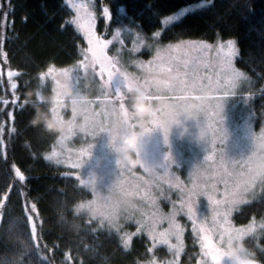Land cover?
I'll use <instances>...</instances> for the list:
<instances>
[{
	"label": "trees",
	"instance_id": "obj_1",
	"mask_svg": "<svg viewBox=\"0 0 264 264\" xmlns=\"http://www.w3.org/2000/svg\"><path fill=\"white\" fill-rule=\"evenodd\" d=\"M118 17L123 7L129 18L140 25L146 36L162 28L165 16L193 4H203L181 22L167 27L161 36L163 44L183 40H202L209 43L234 39L239 46L237 67L251 78L258 91L251 101L255 127L264 125V0H97ZM197 1V2H196ZM199 1V2H198ZM6 3V0H0ZM8 21L0 28L8 64L18 73L16 95L5 88L0 78V127L3 128V147H0V197L5 192L0 216V264H10L24 244L30 243V226L24 213V201L35 203L38 216L37 232L52 253L34 254L24 264H143L152 259V245L145 236L136 237L125 250L120 235L99 228L89 217L80 213L78 205L88 202L92 194L75 178L67 176L68 169L44 157L49 155L58 134L33 126L35 101L49 110V97L43 88L49 78L39 79L46 66L61 68L76 64L86 42L74 25L68 24L73 12L65 0H11ZM26 18V19H25ZM14 21V23H12ZM63 25V27H61ZM6 67V65H4ZM5 83L9 82L5 76ZM37 90L43 99H39ZM17 99V103L12 100ZM47 100V101H46ZM7 101L8 103H4ZM41 102V103H40ZM11 114V116L9 115ZM15 128L16 131L11 130ZM18 167L25 176L15 175ZM11 189V191H8ZM23 193V196L21 195ZM255 219L264 221V193L242 206L234 215L237 226H246ZM38 220V221H37ZM97 229L96 231H93ZM134 229V228H132ZM264 264V231L245 240ZM186 252L181 264H196L200 248L191 233L186 237ZM153 256L166 261L170 254L157 248Z\"/></svg>",
	"mask_w": 264,
	"mask_h": 264
},
{
	"label": "snow or ice",
	"instance_id": "obj_2",
	"mask_svg": "<svg viewBox=\"0 0 264 264\" xmlns=\"http://www.w3.org/2000/svg\"><path fill=\"white\" fill-rule=\"evenodd\" d=\"M11 7V0L0 3V28H3L8 21L7 8ZM75 15L68 24L75 25V28L86 39L87 47L80 50L82 59L73 67H63L58 71L54 66H46V70L39 73V79L44 81L46 77H52L56 84L57 95H62L61 85L66 79L73 80L77 86L82 78H86L89 71L98 78L100 95L96 99H90L85 105L88 113V120L79 122V118L71 111V119L65 120L61 115V110L65 109L68 101L61 99L52 106V111L66 123V128L58 134V144L61 151L53 150L50 155H46V160H54L57 164L64 162V145L70 136L76 133L90 135L92 139L100 133H108L110 138L115 140V126L120 121H125L129 126H135L137 115L128 107V89L136 88L143 91L153 105L152 131L160 129L167 137V125L169 120L176 114L175 109L190 99H198V92L205 84H211L216 89L217 101L225 102V98L236 95V89L240 84L249 79L242 70L234 65V59L239 54L237 42L229 38L225 42L216 44L204 41H181L175 45L155 46V56L147 61L134 60L132 63L139 69L140 74L128 72L121 64L119 56L109 55V47L112 39H105L96 31V14L92 10L90 3H72ZM201 8L205 5L201 4ZM103 17L108 21L112 20V13L109 8L102 9ZM123 12L124 8L121 7ZM195 9L181 8L175 14L164 17L163 25L169 26L181 22L186 14L194 13ZM26 19V18H25ZM14 23V21L12 22ZM123 23V21H121ZM130 25H135V20L129 18ZM63 27V25L61 26ZM131 32L130 27L124 29ZM121 29H116V36H120ZM156 32V36H160ZM137 41L143 39L139 33H135ZM115 38V37H114ZM3 36L0 35V44ZM123 43V41H121ZM153 47V45H149ZM134 45L132 51H136ZM119 51V50H117ZM188 51H196L201 55L195 59L187 58ZM181 53H184L182 56ZM6 57V53H4ZM83 74V75H82ZM18 73L8 71L7 76L11 81ZM119 77L122 81V88H112L114 78ZM11 88L15 90L17 84L11 83ZM39 99H43L38 95ZM4 103H8L4 101ZM15 103V100L13 101ZM28 101L25 100L20 108H24ZM11 116V114H9ZM207 119L215 117L211 112L206 114ZM216 124L221 127L217 128ZM224 119L217 118L215 123H209L213 128V138L211 154L204 157L203 165H196L192 172L190 185H185L178 176L170 171L175 165V160L169 151L165 157V162L159 165L149 164L142 158V154H137V158L129 164H121L117 161L120 174L115 182L110 186L107 194H102L96 188L95 178L90 176L88 185L92 188L94 199L78 205V209H86L91 219H94L99 228H107L109 232L121 233L122 228L118 223L121 212H126L130 216L135 212H141L143 223L137 221L142 227L148 229L153 240L159 239L162 245H167L173 255V259L167 264H180L179 256L184 251V227L177 220L180 214L192 223V231L196 235L200 246V258L196 264H224L227 242L232 239H246L253 236L257 231L255 219L246 226H235L232 220L233 212L241 205L248 204L256 198L257 189L264 193V172H261L251 165L253 155L230 158L223 150L220 151L219 158L216 157V142L225 145L228 140V131L223 127ZM15 132L16 129L11 130ZM219 132V136L216 133ZM3 128L0 127V136ZM253 138L264 136V129L259 134L252 133ZM94 144H88L82 148L75 157V162L71 167L80 169L85 164L87 158L92 155ZM0 147H3V140L0 139ZM70 158V157H67ZM139 165L146 177H137L140 182L133 188L127 187L126 174H131L135 166ZM15 167V166H14ZM15 175L20 181L25 180V176L18 167H15ZM83 183V181H81ZM167 184L169 188H175L181 193L182 198L179 204L173 203V209L168 214L158 211L143 213L135 203L136 199L145 201L154 209L157 208V201L153 195V188L159 189L161 185ZM223 185L222 189L219 187ZM11 191V189H8ZM23 196V193H21ZM206 197L211 207V217L200 218L198 211V200ZM8 199V194L0 197V216L4 202ZM24 213L30 226V243L24 244L10 264H24V260L34 254L44 252L52 253L58 245L49 248L43 243L37 232V222L34 216H38L36 204H29L26 200L23 204ZM91 219L89 223H91ZM167 222L168 228L159 231L158 226ZM260 229L264 231V222L260 223ZM94 229L93 231H96ZM139 231V229H138ZM132 234L125 233L120 236L123 248L129 249ZM175 243H172V240ZM46 264H51L48 256H42ZM71 257L65 258V264ZM147 264H158L155 259L149 260ZM248 264H259L257 259L248 261Z\"/></svg>",
	"mask_w": 264,
	"mask_h": 264
},
{
	"label": "rangeland",
	"instance_id": "obj_3",
	"mask_svg": "<svg viewBox=\"0 0 264 264\" xmlns=\"http://www.w3.org/2000/svg\"><path fill=\"white\" fill-rule=\"evenodd\" d=\"M80 2L90 3L92 5V10L96 14L97 34L101 35L105 39L113 40V43L112 45H110L108 50L109 55L119 56L121 64L128 72L136 73L139 75L140 71L132 63V61L137 60V61L147 62L155 56V46L169 45L162 43L161 36L164 30L170 25L169 26L162 25V28L157 31L161 33L160 36H156L155 33L152 36H146L145 34H143L142 30L140 29V25L138 23H135V25H130L129 16L125 9L123 12L120 11L118 17H113L112 15V20L108 21L106 18L103 17V11H102V9L104 8L103 5L101 6V4L97 0H65L67 6H69V8L72 10L73 16L75 15V10L72 9L71 4L80 3ZM198 7H200V4H193L185 8H191L196 10ZM121 21H123V23H121ZM126 27H130L131 32L124 31ZM118 28L121 29V34L120 36L117 37L116 29ZM135 33H139L143 37V39L138 42ZM121 41H123V43H121ZM183 41H188V40H183ZM192 41H198V40H192ZM226 41H219V42L226 43ZM180 42L181 41L170 44L175 45ZM216 43L217 42L212 44H216ZM134 45L137 49L136 51H132ZM149 45H153V47L150 48ZM86 47H87V42L85 48ZM237 47L239 49L238 43H237ZM4 53H6V51L3 47L2 49H0V78L2 83H4L5 85V88L8 87L7 91L9 90L8 92H10L12 95H16L17 94L16 91L11 88V83L15 82L17 84V80L14 79V77L16 76H14L11 81L9 80L7 84L5 83L4 78L5 76H7V72L10 70L14 72L16 71L12 70L9 67L8 57L7 55L5 57ZM181 55L183 56L184 53H181ZM200 55L201 54L196 51L187 52V58L189 59H195ZM238 56L234 59V65L237 69L238 67L236 62ZM4 65H6V67H4ZM66 67L71 68L73 67V65ZM56 69L58 71L60 68H56ZM246 76L249 79L243 81L240 84V86L235 90L236 95L225 98L226 110H225V120L223 127L227 129L229 135L225 145H221L219 143V140H217L216 142L217 158H219V154L221 150H223L224 153H226L230 158H239L241 156H247L248 154L251 153L253 149L252 133L254 132L255 134H259L260 131L264 129V125L260 130H257L255 127V116L250 109H251V101L253 100V98L256 97L258 91L254 88L251 78L248 75ZM47 78H49L48 83H46V85L43 86V88H46L45 93L48 97L55 96L56 95L55 81L52 77H47ZM86 80H91L92 87L90 89H83V85ZM78 87L88 93L89 99H96L100 95L98 78L93 76L91 71H89L86 78L81 79V82L78 85ZM122 87L123 84L121 79L119 77L114 78L112 82V88L116 89ZM13 101L14 100H12V102ZM17 101L18 100L15 99V103H17ZM49 104L50 107L52 108L53 104H51L50 102ZM61 115L64 117L65 120H70L71 119L70 106H66L65 109H62ZM216 119H217L216 116L211 120L208 119V123H215ZM216 127L219 128L221 126L216 124ZM213 134L209 139V143H203V142H195L188 137L181 139L179 138L178 134L174 132L170 138L171 145L169 147V145L165 144L164 142V135L162 130L156 129L148 137H146L147 143L144 145V152L142 153V158L145 159L149 164L159 165L165 162V157L167 153L171 151L172 156L176 163L175 165H173V168H171L170 171L174 173L175 176H178L180 180L184 182L185 185H190L192 172L195 166L198 164L203 165L204 157L211 154V152L208 151V149L209 150L211 149ZM216 135L219 136V132H217ZM92 143L94 144L92 149V155L89 158H87L82 168L80 169L72 168L71 165L73 162H75V157L79 153V151L82 148H86L88 144H92ZM53 150L61 151V146L58 144V140ZM64 151L66 158L64 159L63 163L58 165H61L64 168L68 169L67 176L77 179L80 185L86 188L92 194V198L89 201L94 199L93 190L88 185V180L90 176L95 178L97 190L100 191L102 194H107V191L109 190L110 186L115 182L117 176L120 174V168L117 164V156L110 147L109 134L100 133L98 136L92 139L90 135L76 133L70 136L69 139L66 141L64 145ZM49 161L57 164L54 160H49ZM137 177H146V174L139 165L133 168L131 174H126L127 187L133 188L136 184L140 183L137 180ZM81 181H83V183H81ZM219 187L222 189L223 185H220ZM152 191L157 201V208L154 209L150 204L146 203L145 201H141L139 199L135 200L137 207L141 209L143 213L150 214L153 211H158L159 213L162 214H168L173 209V203L179 204V201L182 198L180 192H178L175 188H169L167 184L161 185L159 189L153 188ZM259 194H260V190L258 188L256 198L258 197ZM253 200L254 199H252L251 201ZM242 206L244 205H241L240 208ZM239 209L233 212V216H232L233 223H234V215ZM198 211L200 218L208 217L210 219L211 207L206 197L202 196L199 198ZM79 212L86 214L89 217V219H91L86 209H79ZM33 218L34 220H36L35 217ZM91 220L94 222V224L96 223L94 219ZM177 220L184 227V237H183L184 251L179 256V261L181 264L182 257L186 252L187 235L191 233L193 237L196 239L198 246L199 243L196 238V235L192 231V223L186 217V215L180 214L179 216H177ZM137 221H141L143 223V217L141 215V212H135L131 216L126 212H121L118 217V223L121 225L122 231L121 233H119V235L122 236L125 233L132 234L131 243L134 238L145 236L146 238H148V240L152 245V248L150 250L152 254L151 256L152 259H155L158 262V264H167V261H170L174 258L171 249L167 245H162L159 239L153 240L152 237L149 235L148 229L146 227H142L141 224L137 223ZM262 222L264 221L256 222L257 224L256 233L253 236L247 237L246 239L251 237H256L263 232L259 227L260 223ZM234 225L237 226L235 223ZM97 226L99 227L98 224ZM167 228H168L167 222H164L158 226L159 231H164ZM103 229L107 230V228H103ZM171 242L175 243V240L173 239ZM157 248H164L165 250H167V252L170 254V257L164 262L157 260L153 256V252ZM143 264H147V262ZM224 264H230V259L225 258ZM259 264L261 263L259 262Z\"/></svg>",
	"mask_w": 264,
	"mask_h": 264
},
{
	"label": "clouds",
	"instance_id": "obj_4",
	"mask_svg": "<svg viewBox=\"0 0 264 264\" xmlns=\"http://www.w3.org/2000/svg\"><path fill=\"white\" fill-rule=\"evenodd\" d=\"M92 87L91 80H86L83 89ZM62 95L49 97V102L66 99L67 106L76 114L81 123L88 120L85 105L90 101L89 95L70 79H66L61 85ZM216 89L211 84H205L198 92V99H190L175 109L176 114L169 120L167 125V137L164 136L165 144L171 145V136L175 132L179 138H190L195 142L209 143L213 134L209 126L206 114L211 112L217 118L225 120L226 103L217 101ZM37 95L39 91L37 90ZM34 107V116L31 120L33 126L42 127L44 130L59 134L66 128V123L58 118L52 111L44 110L35 101H28ZM128 107L137 115L135 126H129L125 121H120L115 126V140L110 138V147L121 164H129L137 158V154L144 152V145L152 131L153 105L146 94L136 88L128 89ZM253 155L251 165L253 168L264 172V136L253 138ZM226 255L233 264H248L255 259L256 253L248 247L245 239H232L227 242Z\"/></svg>",
	"mask_w": 264,
	"mask_h": 264
},
{
	"label": "bare ground",
	"instance_id": "obj_5",
	"mask_svg": "<svg viewBox=\"0 0 264 264\" xmlns=\"http://www.w3.org/2000/svg\"><path fill=\"white\" fill-rule=\"evenodd\" d=\"M197 2V1H196ZM199 2V1H198ZM41 103V102H40Z\"/></svg>",
	"mask_w": 264,
	"mask_h": 264
}]
</instances>
